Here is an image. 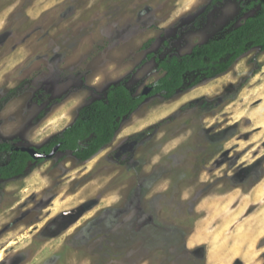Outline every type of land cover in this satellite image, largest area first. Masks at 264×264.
I'll return each mask as SVG.
<instances>
[{"label": "rangeland", "instance_id": "374dc122", "mask_svg": "<svg viewBox=\"0 0 264 264\" xmlns=\"http://www.w3.org/2000/svg\"><path fill=\"white\" fill-rule=\"evenodd\" d=\"M259 1L0 0V144L43 148L113 85L142 95L160 61L223 38ZM256 56L236 100L211 108ZM198 77L149 94L91 160L60 151L0 178V264H264V52Z\"/></svg>", "mask_w": 264, "mask_h": 264}, {"label": "trees", "instance_id": "16d2710c", "mask_svg": "<svg viewBox=\"0 0 264 264\" xmlns=\"http://www.w3.org/2000/svg\"><path fill=\"white\" fill-rule=\"evenodd\" d=\"M259 2L262 4L261 12L248 18L223 38L197 45L190 54L173 55L160 61L159 66L165 75L152 86L150 95L161 94L165 99H171L185 87L188 75L198 74L199 77L191 85L194 87L205 79H214L227 73L251 49L258 48L260 52H264V1ZM255 4L252 3L250 7ZM257 57L251 60L254 68L238 85L215 99L212 105H209L211 108L222 109L236 100L242 89L262 69ZM146 98L144 95L134 96L123 83L111 86L105 100H97L82 108L75 122L53 138L41 151L49 152L59 145L62 151H71L79 162L91 160L114 141L121 123L135 113ZM196 105L197 102L189 103L183 109L194 108ZM1 106L2 104L0 110ZM153 131V128H149L135 136L151 134ZM5 152L10 153V161L0 167V178L7 180L24 175L28 163L33 161L31 156L22 151H14V147L9 143L0 144V153ZM204 164L205 161L202 160L198 166Z\"/></svg>", "mask_w": 264, "mask_h": 264}, {"label": "water", "instance_id": "95a60500", "mask_svg": "<svg viewBox=\"0 0 264 264\" xmlns=\"http://www.w3.org/2000/svg\"><path fill=\"white\" fill-rule=\"evenodd\" d=\"M151 91H152V87H148L144 90L142 95L148 96ZM59 148H60L59 146H56L49 154L41 153L36 148H32V147H17L15 148V151L26 152L35 160H41V159L50 160L57 155Z\"/></svg>", "mask_w": 264, "mask_h": 264}, {"label": "flooded vegetation", "instance_id": "af4514ba", "mask_svg": "<svg viewBox=\"0 0 264 264\" xmlns=\"http://www.w3.org/2000/svg\"><path fill=\"white\" fill-rule=\"evenodd\" d=\"M12 145V144H11ZM13 146V145H12ZM47 146V145H46ZM57 146H59V145H57ZM14 147V146H13ZM45 147V146H44ZM43 147V148H44ZM56 147V146H55ZM55 147H53L49 152H42L41 150L43 149V148H41V149H37L39 152H41V153H46V154H49ZM60 147V146H59ZM15 148H17V146L16 147H14V151H15ZM60 151H62L61 150V148H59V151H58V153L60 152ZM71 152V151H70ZM5 153H9V152H5ZM26 153V152H25ZM57 153V154H58ZM32 158V157H31ZM94 158V157H93ZM33 159V158H32ZM38 161H43V159H41V160H35V159H33V161H30L29 163H28V166H27V168H26V172L29 170V168H30V166L32 165V164H34V163H37ZM80 163H82V162H80ZM84 163V162H83ZM25 172V173H26ZM17 177H20V176H17ZM17 177H14V178H17ZM14 178H11V179H14ZM2 179V178H1ZM11 179H7V180H11ZM2 180H6V179H2Z\"/></svg>", "mask_w": 264, "mask_h": 264}]
</instances>
